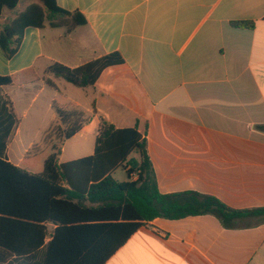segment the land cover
Returning a JSON list of instances; mask_svg holds the SVG:
<instances>
[{"label": "crops", "instance_id": "0c3cea01", "mask_svg": "<svg viewBox=\"0 0 264 264\" xmlns=\"http://www.w3.org/2000/svg\"><path fill=\"white\" fill-rule=\"evenodd\" d=\"M21 3L3 11L0 29L34 2ZM57 3L87 25L29 27L12 59L0 48V76L17 78L0 88L17 120L5 160L19 166L32 149L45 153L46 134L59 122L54 104H70L84 125L63 143L61 164L94 155L104 122L137 127L161 193L193 191L233 209L264 208V0ZM114 52L125 64L105 70L92 87L46 73L53 63L77 68ZM28 100L39 101L26 125L37 131L25 134L19 116H27ZM14 145L20 154L12 155ZM106 264H264V224L233 230L212 215L156 219Z\"/></svg>", "mask_w": 264, "mask_h": 264}, {"label": "trees", "instance_id": "16d2710c", "mask_svg": "<svg viewBox=\"0 0 264 264\" xmlns=\"http://www.w3.org/2000/svg\"><path fill=\"white\" fill-rule=\"evenodd\" d=\"M21 1L0 0V17ZM45 25L72 31L87 25V19L64 10L57 0H37L0 29V48L12 59L25 30ZM233 25L254 28L253 23ZM124 64L123 56L114 52L77 68L53 63L46 73L88 88L105 70ZM16 79L0 76V88L16 85ZM5 102L13 122L0 123V264H106L141 227L156 219L212 215L233 230L264 224V208L233 209L215 196L193 191L161 193L147 141L137 127L116 129L104 122L94 155L61 164L63 143L84 125L83 115L70 104H54L59 122L46 134V152L38 154L34 148L21 165H14L2 157L4 139L17 124L11 103ZM133 153L140 159L130 158ZM120 167L128 181L114 178ZM135 172L138 179L132 181Z\"/></svg>", "mask_w": 264, "mask_h": 264}, {"label": "rangeland", "instance_id": "374dc122", "mask_svg": "<svg viewBox=\"0 0 264 264\" xmlns=\"http://www.w3.org/2000/svg\"><path fill=\"white\" fill-rule=\"evenodd\" d=\"M27 1L37 2V0H27ZM27 1L26 0H23L22 3H21V7H23ZM73 88H76V87H73ZM5 101H6L5 98L2 99L0 97V123L2 125H5L6 124L8 126V123L13 122V117H12V115H11V113H10V111H9V109H8L7 104H6ZM38 106H39V101L36 100L35 102H32L31 100H28L27 103H26V105L24 106L25 107L24 109L25 110H28L27 116H24L23 112H22L21 116H19V120L20 121L23 120V124H24L23 125L24 126L23 128H24V132H26L25 134H27V132H31V133H34L35 132L36 133V131H37L35 129V127L32 126V125H31L32 128L28 131L29 126H26V125L29 124V122H30L31 118L33 117V114L35 113V110L38 108ZM8 137H6L4 139V141H5L4 143L5 144L7 143ZM79 141H80L79 138L78 139H75V140H73L71 142V144L73 145V144H75V143H77ZM4 148H6L5 145H4ZM39 150H41V148H39L38 151L36 149L37 153H39ZM12 151H13L12 152V155L13 154H16V153H19L20 154V150H19V148L16 145L13 146V150ZM115 172L116 173L114 175L115 176L114 178L116 180H118L119 182H125V181H128L129 180L128 179V174L125 171V168L120 167ZM138 175H139L138 172H135L134 173V177H137L138 178Z\"/></svg>", "mask_w": 264, "mask_h": 264}, {"label": "built area", "instance_id": "2783aa9c", "mask_svg": "<svg viewBox=\"0 0 264 264\" xmlns=\"http://www.w3.org/2000/svg\"><path fill=\"white\" fill-rule=\"evenodd\" d=\"M132 176H134V173L132 174ZM138 179V178H137Z\"/></svg>", "mask_w": 264, "mask_h": 264}]
</instances>
